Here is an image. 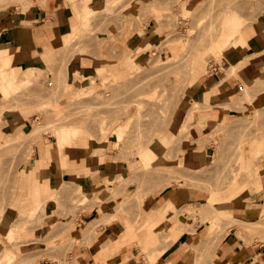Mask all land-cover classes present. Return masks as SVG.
Returning a JSON list of instances; mask_svg holds the SVG:
<instances>
[{
	"label": "rangeland",
	"instance_id": "1",
	"mask_svg": "<svg viewBox=\"0 0 264 264\" xmlns=\"http://www.w3.org/2000/svg\"><path fill=\"white\" fill-rule=\"evenodd\" d=\"M47 1L0 0V20L14 11L28 14L38 7L46 8ZM66 1L70 6L68 10L74 15V23L67 28L72 36L63 38L62 49L54 52L48 61H43L44 65L38 66L31 78L26 80L22 72H17L16 78L19 79L12 83V87L0 82V101L1 86H5L11 105L6 113V121L0 122V132L10 140V143L0 146V208L10 212L13 217L11 225L20 233L19 238L10 241L8 233L2 230L0 217V264H37L55 257L60 260L66 257L69 247L76 240L66 244L57 238L60 233L58 223L42 241L35 235L34 231L45 225L42 218L49 210L48 200L43 201L41 198L40 208L33 215V182L37 179V170L33 171L34 162L31 161L36 149H40V144L46 148L45 153H41L42 161L50 159L51 148H55L62 163L66 162L70 158L69 150L75 149L81 142L86 147L88 160L93 163L99 157L102 158V147L109 145L115 162L134 166V170L138 171L135 177L124 180L119 174L115 179L120 191L130 184H137V188L133 189L136 193L117 208L115 216L124 219L127 240L139 249L138 255L147 257L152 264L160 258L162 251L160 254L154 252L157 245H161L159 241L150 246L145 245L150 226L149 214L144 205L146 200L168 187H193L208 191L210 198L215 196L214 200L210 201L209 198L207 205L200 209L205 210L206 217L196 215L183 222L185 226L196 228L194 233L195 238H198L200 233L208 229V222L213 221L211 235L217 233L221 237L229 226L225 227L227 223L221 224L224 228L216 225L219 220L215 211H220L223 204L225 211L238 216L236 206L242 205L246 201L244 195L247 197L249 193L235 199L234 208L222 201L220 194L228 196L236 182L250 183L255 188L253 182L260 173L259 162L264 159V154L255 155L254 149L258 140L264 138V81L258 79L256 85L252 86L251 90L259 91L257 100L243 102L236 99L228 106L222 105V109L233 110L234 115L209 126V134L192 138L187 118L179 137L168 145L166 152L160 153L155 161L148 160V154L158 140L156 138L169 134V130L174 127L176 109L184 99L190 98L195 89L196 82L189 83L192 75L191 55L197 49L206 51L214 42H221L224 36L222 31L227 28L228 20L237 15L242 20L240 35L233 38L230 44L222 46L223 53L214 48V54L209 53L207 56L205 78L222 73L225 66L232 65L231 60L236 57L238 50V56L247 51L250 27L264 11V0H192L193 11L188 16L181 12V5L188 0ZM154 8H158V12ZM126 36L134 39L128 41ZM240 39L243 43L239 46L237 43ZM134 42L139 44L130 48ZM139 46L144 50L140 52ZM234 48L238 50L234 52ZM10 53L16 54L13 44L10 46L4 42L0 45V64L2 59L10 58ZM135 54L132 64L117 77L101 76L97 71L98 68H107L112 72L122 69L125 60L130 56L133 58ZM15 59L12 66L28 69L25 65L18 67ZM74 60L78 63L75 64ZM109 62H117L118 66L110 69L107 65ZM74 73L83 78H77ZM36 124L40 126L37 135L31 140L23 139L20 142L19 139ZM71 127L79 129L81 137L71 147L61 149L59 132ZM27 164L30 171L26 190L19 181V172ZM172 165L178 166L180 173ZM182 175H189L188 179H183ZM119 176L122 177L120 182ZM181 179L186 181L185 185ZM53 181L57 192L56 195L51 194V206L57 208L58 214L76 216L88 204V197L74 183L70 192L63 195L68 182L63 184L57 172H54ZM37 186L41 187L38 182ZM44 190L43 194L47 196L49 193L46 192H51V188ZM200 205H188L179 212L184 209L199 210ZM261 209L257 216L238 217L243 220H261L264 204ZM111 214H114L113 210ZM108 220L106 216L102 222L107 223ZM151 229L155 238L161 237L162 240L163 227ZM254 229L248 237L243 238L244 242L248 245L264 244V225L259 224ZM232 233L235 232L230 231L229 235ZM235 236L239 237L237 234ZM45 246L46 250L43 249ZM5 248L11 250L6 258L3 257ZM205 248L193 260V264L198 258H202L198 264H216L214 254L218 248L215 249L214 244Z\"/></svg>",
	"mask_w": 264,
	"mask_h": 264
},
{
	"label": "crops",
	"instance_id": "2",
	"mask_svg": "<svg viewBox=\"0 0 264 264\" xmlns=\"http://www.w3.org/2000/svg\"><path fill=\"white\" fill-rule=\"evenodd\" d=\"M69 8L70 6L66 0H48L46 8L38 7V9L28 14L14 11L6 14L0 20V33L4 30L8 31L13 48L16 51L15 62L18 67L24 65L28 68L43 66L44 60H47L54 52L62 49L64 46L63 36L69 33L67 28L72 22L74 23V15L68 10ZM250 31L251 36L247 51L239 56L240 51H237L236 57H233L238 62L235 72L227 76V70L231 66H225L226 69L222 73L227 77L219 84H216L214 78H205V74L202 75L196 81L195 89L190 98L184 99L179 104L173 117L174 127L169 130V134H166L171 138V142L177 140L182 125L187 118L191 125L190 135L192 138L197 139L209 134V126L219 123L225 117L234 115L233 110L230 108L222 109V105L231 104L232 100L236 101L238 96L243 93V88H249L250 101L257 100V92L251 89L252 86L256 85L258 79L264 80L262 79L264 78V11L258 21L250 27ZM107 65L111 69L117 67L118 63L109 62ZM202 93L210 94L208 102L206 99L200 98ZM195 101L203 104L198 108H193ZM203 124L206 126L203 127ZM81 144L80 142L75 149L69 150L70 158L66 161V169L55 148H51V158L45 160L43 165L39 164L42 160L39 148L36 149L34 158L31 161L34 162L33 169L37 168L36 176L39 185L44 186V189L51 188V192H46L49 193L48 196L42 193V200H48L49 210L42 218L45 225L38 227L34 231L35 235L42 241L50 235L54 225L58 223L60 233L57 238L59 237L66 244H70L71 240L76 239L71 248L69 247L66 257H61L60 260L59 257H55L54 259L42 260L39 263L152 264L147 257L138 255L139 249L133 243L119 246L117 249L112 245L121 241L123 237V239H128L124 219H121L119 215H115H117V208L126 202L128 198H132V195L136 193V190L134 192L133 189L137 188V184H130L128 188L120 191L115 179L119 174L123 176L124 180L130 176L133 178L138 171L134 170L131 163H118L119 161H116V163L111 157L109 145L102 147V158L99 157L94 163L90 160V164H86L89 158L86 155V147ZM161 146L163 147L162 152H166L168 145L163 143ZM257 148L264 154V138L258 140ZM200 150L203 152L202 149ZM194 151L196 152L197 149H194ZM259 163V176L255 180L253 179L255 188L250 183L240 184L236 182V185L229 191L228 196L223 197L220 194V199L232 208L235 199L249 193L247 197L244 195L246 201L242 205L238 204L236 206L238 216L251 218L257 216L262 210L261 207L264 204V159ZM54 172L61 174L64 182L69 184H65L66 188H64L63 195H66L67 191L70 192L69 189L73 188L72 183H74L88 197V204L76 216L72 213L69 216L58 214L57 208L51 206V194L56 195L57 192V188L53 185ZM181 182L185 185L184 181ZM245 186L247 188H244ZM118 191L120 193L116 194ZM209 198L210 194L206 190L175 186L168 187L146 200L144 206H146V212L149 214L148 225L150 227L146 233L145 245L150 246L159 241L162 248L160 258L153 264L166 262H169V264H193V260L202 253L200 251L202 249L204 251V248H207L209 244H214L215 249L218 248L214 254L216 264H264V244L248 245L243 238L240 239L235 236V233L230 235L227 233L222 240L218 241L219 235L217 233L211 235L213 221L211 223L207 221L208 229L200 233L198 238H195L196 228L184 225V220L191 219L196 215L206 217L205 210L200 211V209L207 205ZM99 199L101 201L98 202ZM95 200L98 204L94 203ZM229 200L232 202H229ZM204 201L206 202L203 203ZM100 203L102 204L99 205ZM197 204L201 205L199 210L193 211L194 213L189 212L187 209L179 212L185 206H195ZM223 206L221 204L220 212L227 217H233L247 223L260 221V219L243 220L233 213L225 211ZM111 210L114 211V214L109 215ZM263 215L264 209L261 218ZM106 216L110 220L107 223L102 222ZM93 221H98L97 234L85 238L86 227ZM157 226L164 229L162 240L161 237L156 239L151 229V227ZM202 234L203 236H201ZM107 244L108 250L105 249ZM43 249L46 250L47 246Z\"/></svg>",
	"mask_w": 264,
	"mask_h": 264
},
{
	"label": "bare ground",
	"instance_id": "3",
	"mask_svg": "<svg viewBox=\"0 0 264 264\" xmlns=\"http://www.w3.org/2000/svg\"><path fill=\"white\" fill-rule=\"evenodd\" d=\"M42 1H44V0H42ZM101 1L103 2L105 0H101ZM110 1H112V0H110ZM113 1H116L117 2V1H123V0H113ZM181 1H184V0H181ZM69 2L72 3V1H70V0H69ZM192 6H193L192 5V0H188L187 3H183L181 5V9H182L181 12L184 13L183 15H187L188 16L193 11L192 10ZM158 8H154V9H156V11H157V10L160 9V8L159 9ZM241 23H242L241 18L238 17L237 15H234L233 17H231L228 20V22H227V28L222 31V35H224V36L222 37L221 42H219V43H215L214 42L212 46L208 47L210 49H206V51H204L203 49H197L196 52L191 55V59L190 60L192 61V65H191V71H192L191 73H192V75H191V80H189L190 81L189 83H191V84L195 83L202 75H204L206 73L207 56L209 55V53H213L214 54V51H215L214 48H218L219 51H221L223 53L224 49L222 48V46L223 45L225 46L226 44L227 45L230 44L233 41V38L238 37L240 35V33L242 31ZM71 36H72V34L69 32V33H66L63 36V38H67V37H71ZM183 36H187V34L186 35H182V38H183ZM126 37H127V40L128 41L131 39L129 36H126ZM131 40H133V39H131ZM4 42L5 43L7 42V44H9L10 46H12V40L10 39L7 30H4L2 33H0V45H2ZM141 42L142 41H140V44H141ZM144 42H145L144 44H146V41H144ZM242 43H243V41H242V39H240L239 42L237 43V45L239 44V46H240ZM138 44H139L138 42H134V44L131 43L130 46H132V45H138ZM239 46H238V48H239ZM126 48H128V46H126ZM179 48L181 49L182 46H180ZM238 48H236V49L234 48L235 51H234V49L231 50V51L232 52L233 51L236 52L238 50ZM138 50L139 51L141 50V47L140 46H139V49ZM138 50H137V52H138ZM143 50L144 49L142 48L141 51H143ZM175 53H176V51H175ZM136 54H135V56L133 58H132V56H130L129 58H127L125 60V62L122 64V66H123L122 69L121 68L119 70L115 69V71L112 72V71H109V69H107V68H98L97 71H98L99 74H101V76L102 75L103 76L106 75L107 77H110V78L111 77H117V76L120 75V73H122L121 71H124V68H126L130 64H132V62L134 61V58L136 57ZM218 55L219 54H217V56ZM8 56H10V58H8L7 60L2 59L1 60V64H0V82L2 84H6V85H9V87H12L13 86L12 83L14 81L16 82L19 79V78H16L17 77V75H16L17 72H22V75H24V77L27 80V79L31 78L33 76V74L36 72V70L38 69L37 67H29L28 69L16 68V67L12 66V62L14 61V57H16L15 53H10V54H8ZM44 61L46 62V61H48V59L47 60H44ZM74 62H75V64L78 63L77 60H74ZM231 62H232V65H231V68L229 70H227V76H229L232 73H234L235 70L238 67V62H236L234 59L231 60ZM176 64L178 65V63H176ZM75 72L76 73H79V72H77V70ZM74 75H76L77 78H83V76H81V75H79V77L75 73H74ZM227 76H225L223 73L220 72L218 74H215L213 78L216 81V84H219ZM90 78H92V77H90ZM97 78H99V77H97ZM93 79H96V77H94ZM103 79H105V77ZM23 80H25V79H23ZM258 81H264V80L259 79ZM1 87H2V91H1V94L2 95H1V101H0V122L1 121L5 122L6 119H7L6 113L10 110L11 105L9 103L10 101H9V98H8V94H6V88H5V86H1ZM242 91H243V93H241V95L238 96V99L237 100H241L243 102H245L246 100L247 101H250L251 94H250L249 88H243ZM254 91L259 92L257 89H255ZM209 96H210L209 93H202L200 98L201 99H206L207 102H208L209 101ZM240 103H242V102H240ZM201 104H203V103H200L199 104L198 101H195L194 102V108H196L197 106H199ZM223 105L224 106L225 105L228 106V104H223ZM2 125H4V124H2ZM39 127L40 126L36 124V126L32 130H30L29 132L25 133L24 136L22 137V139H19V141L20 142H23V139L31 140L39 132V129H38ZM59 134H60V136L58 138V143H59V146H60L61 149H62V147L63 148H67V147L69 148V147H71L72 144L75 143V141L79 140L78 139L79 137H81L80 130L77 129L76 127H71L68 130H63L62 132H59ZM156 139H158V140L155 142L154 145H152V147L149 150L148 160L150 159L152 161H155L158 158L160 152H162V150H163V147L161 145H163V143L165 145H169L171 143V138L170 137H167L166 133L160 135ZM8 143H10V140H8L7 135H4L3 132H0V146H4L5 144H8ZM39 147H40V152L42 154L45 153L46 148L42 144H40ZM254 149H255V154L256 155L262 154V152L260 151V149L257 148V145L254 146ZM60 153H62V152H60ZM96 153H98V151ZM63 156H62V158H63ZM89 162H91V161H87L86 164H90ZM44 163H45V160L44 161L41 160V162H39L40 165H43ZM63 166L66 169V166L67 165H66V162L65 161H63ZM171 167L174 168V169L176 168V172L178 171V173H180L179 170H177L178 166L172 165ZM31 168H32V165H31ZM36 170H37V168L34 169L33 171H36ZM201 170H205V169H201ZM29 171H30V166L28 164V165H26L19 172V181H20L22 187H24L26 190L28 189V185H29V180H28ZM197 171H199V170H197ZM97 172H98V170H97ZM53 175H54V173H53ZM188 176L189 175H184L183 176L184 177L183 179H185V178L188 179L187 178ZM60 177H61V180H62L63 184H65L66 182H64L61 174H60ZM119 177H120V179L117 178L118 181L122 179L121 176H119ZM105 179H107V178L105 177ZM183 179H181L180 181L186 182ZM37 182L39 183L38 178L35 179V181L33 182L34 185H35L34 186V189H33V194H34L33 195V199H34V202H35V208L33 209V215L35 214L34 212H36L37 209L40 208V205H41V203H40L41 202V193H43L42 189L44 190V186H41L39 188L37 186ZM214 199H215V196L211 197L210 198V201L211 200H214ZM99 201H101V200L99 199L98 202ZM94 203L95 204H98L97 203V200H95ZM101 204L102 203H100L99 205H101ZM14 208H16V207H14ZM187 210L189 212H193V209H187ZM11 211H14V210L11 209ZM215 212L218 214V220H219V221H216V225L219 226V225H221L223 223L224 224L227 223V225L225 227H228L229 226L228 227L229 229H227V231H225V233L223 235H221V237L218 238V241L222 240L226 236V234L229 233L232 230H234L235 234H237L240 238H246V237H248L247 235H249V233L251 231L256 230V229H254V228H256V226H258L259 224L264 225L263 224L264 223V215H263L262 219L259 222H256V223L255 222L254 223H247V222H244V221H241V220H237V219H235L233 217H227V216H225V214L221 213L220 211H217L216 210ZM0 217L2 218V224H3V229L2 230L5 233L6 232L8 233L7 235L9 236V240L12 241L13 239L16 240L17 238H19L20 233L17 232V230H15V228L12 227V225H11V221L13 220V217L11 216L10 212H5L2 208H0ZM224 220H228V221L225 222ZM97 225H98V221H93V222H91L86 227V230H85V232H86L85 233V238L92 237V236H95L97 234V232H96ZM221 226H222V228H224V225H221ZM251 234H253V233H251ZM201 236H203V234ZM123 238L121 239V241H118L115 245L114 244H112V245L115 246V248L117 249L121 245L128 244L129 243V240L123 239ZM24 244H26V241L24 242ZM108 244L105 245V249L106 250L109 249L107 247ZM158 246H160V247H158ZM24 247H26V245ZM110 247H111V245H110ZM20 248L23 249V250L25 249L23 247H20ZM70 248H71V246H70ZM157 248L159 250H157ZM157 248L154 249V252L155 253L157 252L158 254H160V252L162 251L161 245H157ZM155 250H157V251H155ZM10 251H11L10 249L5 248L4 249L5 255L3 257H5V258L8 257ZM149 256H151V255H149ZM151 257H153V255ZM155 257H156V255H154V258ZM199 259H200V261H199ZM201 259L202 258H198L196 264H198V262L201 263ZM37 264H39V263H37ZM163 264H169V262H166V263H163Z\"/></svg>",
	"mask_w": 264,
	"mask_h": 264
}]
</instances>
